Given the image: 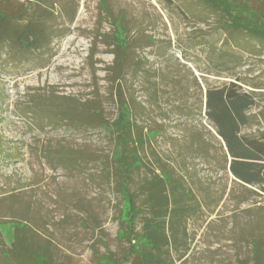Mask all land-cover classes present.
Wrapping results in <instances>:
<instances>
[{"label": "rangeland", "instance_id": "374dc122", "mask_svg": "<svg viewBox=\"0 0 264 264\" xmlns=\"http://www.w3.org/2000/svg\"><path fill=\"white\" fill-rule=\"evenodd\" d=\"M243 1L264 10V0ZM242 7L234 6L248 18ZM0 14L13 29L42 18L48 36L32 51L0 44V264L15 261L1 254L22 222L25 249L48 264L136 261L123 235L112 134L93 121L120 114L114 64L123 38L121 90L138 102L131 116L142 132L153 130L130 189L169 168L193 196L181 200L192 209L161 254L165 264L264 262V193L224 167L223 144L198 107L201 89L237 83L254 96L241 132L264 134V38L225 29L201 0H0ZM66 102H88L87 113L74 110L69 121Z\"/></svg>", "mask_w": 264, "mask_h": 264}, {"label": "trees", "instance_id": "16d2710c", "mask_svg": "<svg viewBox=\"0 0 264 264\" xmlns=\"http://www.w3.org/2000/svg\"><path fill=\"white\" fill-rule=\"evenodd\" d=\"M201 1L214 11L221 13V16L225 18V29H238L255 38H264V10H251L243 0ZM237 4L243 6L245 13H249L248 18H241V15H238L242 11H236L234 6ZM41 20L43 19L40 18L32 23L26 22L22 27L13 29L10 27L9 18L5 19L3 14H0V44L11 40L12 45H18L23 52L36 50L48 38L46 36L41 39L44 33L37 25ZM126 42L123 38L116 43L121 52V55L117 54L114 64L118 67L116 80L119 83L127 74L123 72L122 66ZM223 53L225 55H221L220 59L229 55L228 50ZM134 64L141 67L142 60L137 58ZM119 83L115 93L119 104V116L108 121L103 115L98 114L93 121L112 134L111 160L118 183V192L122 198L121 213L125 223L123 235L129 242V256H133L136 260L134 264H165L161 254L175 242L176 224L192 209V207L184 206L181 200L184 197L193 196L190 191H185V188L181 187L179 178L174 176L169 168H161L157 173L153 171L152 177L139 185L138 192H132L130 189L131 174L143 163L138 149L144 145L145 136L153 130L143 133L141 126L132 119L131 105L139 109L140 106L134 99L130 102L126 99ZM65 99L71 100L69 97ZM198 100V107L204 110L206 120L211 122L225 149L224 167L235 179L246 185L257 186L264 193V134L258 136L241 132L242 127L249 123L248 112L254 103L252 92L241 90L237 83L228 82L222 86H206L203 91L200 90ZM87 103L74 105L73 102H66L67 108L63 116H67L72 122V115L76 114L74 110L79 114L83 112L85 115L87 110L84 106ZM169 188L173 194L169 193ZM141 195L142 200L138 203ZM138 222H141V226L136 231ZM25 225L24 222L14 224V244L19 246L16 248L13 244L8 252L2 251L1 255L5 259L13 256L15 261L13 263L4 261L8 264H30L26 262L30 259L33 264H48L43 254L31 253L25 249L22 236ZM114 264H122V262Z\"/></svg>", "mask_w": 264, "mask_h": 264}]
</instances>
